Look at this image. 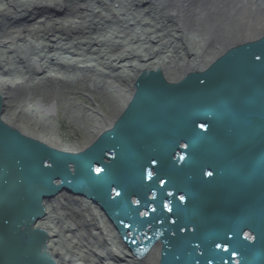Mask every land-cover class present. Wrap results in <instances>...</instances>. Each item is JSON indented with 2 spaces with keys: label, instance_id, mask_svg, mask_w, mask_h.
I'll list each match as a JSON object with an SVG mask.
<instances>
[{
  "label": "water",
  "instance_id": "obj_1",
  "mask_svg": "<svg viewBox=\"0 0 264 264\" xmlns=\"http://www.w3.org/2000/svg\"><path fill=\"white\" fill-rule=\"evenodd\" d=\"M208 2L216 32L189 23L204 32L186 31L190 60L141 68L123 106L81 148L8 123L0 90V264H57L49 232L34 227L47 216L43 200L86 255L101 225L141 264H264V0ZM224 9L235 13V34ZM75 193L92 203L82 208L92 236L74 219Z\"/></svg>",
  "mask_w": 264,
  "mask_h": 264
},
{
  "label": "bare ground",
  "instance_id": "obj_2",
  "mask_svg": "<svg viewBox=\"0 0 264 264\" xmlns=\"http://www.w3.org/2000/svg\"><path fill=\"white\" fill-rule=\"evenodd\" d=\"M126 1H128L127 4H123L122 0H0V90L2 91L5 98L3 118L8 123L19 128L21 131L27 134L34 135L52 145L67 149L81 148L82 146L86 145L87 142H90V139H92L101 128L106 127L108 124L102 122L100 123L99 121V125L97 124L93 126L89 138L86 139L85 143H82L80 140H77L76 142H69L66 139L60 138V136L55 133L54 130L40 132L37 127L39 122L38 120L33 119L32 122H23V116H21L23 113L21 112L22 107L18 102L15 103L16 99L10 89L11 85H19L21 83L23 84L25 81L30 82L28 85V94L26 96L28 98H26L27 101L29 100V110L33 111L37 117L44 119L43 117H45V115L40 109L41 107L36 106V103L34 102L35 100H38L44 107L53 106L55 109L53 114H55L59 108L58 106L62 104L61 95H67L68 99L72 100L73 98L70 97L69 94H75L76 90H80V92L83 93L88 91L91 93V88L84 86L83 81L88 79L91 81L90 84H98V86H101L102 84L107 88V80L101 79L98 75L103 74L107 78H113L116 80V87L121 86V91L122 89L128 90L126 97H124L122 100L123 102L121 103V108L132 92L131 81L133 80V76L145 66H163L166 68L165 65L169 64V60L167 59L170 57V54L168 53L170 51L169 48L166 49V53L147 56L142 55L143 52L141 47L143 45L139 46L136 45V43L134 45H127L120 40L117 43L118 48H116L118 51L115 50L111 51V53H105L103 44L106 43V40L100 39L96 36L94 39L96 41L95 44L97 47L92 48L90 56H85L81 52L82 48L80 46L74 49V46H72V44L69 42L63 43V39L60 38V36L56 38V42L54 41L56 45L53 49H47V43H42L43 47L40 50H36L37 44L30 40V37L27 38V33L32 30H42L45 33L52 31L51 29H55L58 25H60L61 22L66 20L67 16H70L71 19H73V22H77L76 19L84 18L86 15L82 16V14L93 5H96L97 7L100 6L102 9H110L116 15L115 17L120 14L118 18H121V20H124L125 22L131 23L132 20H136L135 17L133 19L130 17L129 13H131V11L135 10L137 6L140 7V4H152V0ZM170 1V12L172 11L174 13L173 15L176 17L177 14L182 16V5H180V0ZM161 18L162 16L159 19ZM5 19H8L10 23H5ZM104 21V16H100L99 21H95V25H103ZM106 21H108V19H106ZM137 22L142 26L147 24V22H145L142 18L137 19ZM159 22L161 24L163 20H158V23ZM78 27L81 31L85 29L84 27ZM144 32L146 35H148L147 37H149V40L157 41L156 46H158V48H160L159 46L162 47V42H159L161 41V35H159L158 38L156 31L152 30L148 26L145 27ZM55 33L58 32L56 31ZM18 34H20V36L18 37L19 41L17 42V40L15 41L14 38H16V35ZM50 35L53 34L50 33ZM56 35L57 34H54L53 36ZM174 35L175 34H173V36ZM25 37L27 39H25ZM143 38H145V36ZM170 38V42H172V36ZM195 39H197V37H195L193 40ZM82 41L83 40H80L78 43H82ZM99 41H102L101 43L103 44H99ZM26 42H30L34 45V47H31L33 50L30 53L31 56H26ZM167 44H169V42L164 44V48H166ZM63 48H67L68 50L64 49L62 51L61 49ZM138 48L141 52L138 50ZM101 52L104 53L99 55L98 53ZM200 53L201 52L197 51L194 53L192 52L193 55H200ZM5 54L8 55L6 56ZM10 54L11 56H9ZM179 56L181 59L185 58L183 55ZM9 57H12L10 59L18 57L19 59L23 60H20V63L17 64L15 68H12L8 64ZM192 58L194 59V56H192ZM191 64H193L191 61L187 62L186 64H182V68H187ZM74 66L76 67L74 69L81 71L86 76L85 79H82L80 74L77 72L73 73L75 75H71L69 73L67 74L66 69L71 68V70H73L72 67ZM90 72L95 74H91ZM88 73H90V75H88ZM68 75L73 76V78H78L75 85L72 82V84L69 85V81L73 80V78ZM45 80L55 83L50 85L51 89L50 87L45 88L44 86L40 85L41 82ZM58 81H62L63 85L58 83ZM53 89L58 90V92L51 91ZM71 89L75 91H70ZM111 91L113 90L109 88V92L116 97V94L118 93L117 90L115 93ZM59 92H61V94ZM29 94L30 97H28ZM91 110L96 111L99 114L100 108L98 106L95 110L94 108ZM74 195L80 198L78 200L82 208L88 212L92 203L88 200L89 198L87 199L85 197L86 194L75 193ZM43 203L46 206L47 216L46 218H39L34 224V227L41 226L49 232V248L53 253V257L56 258L60 253H58L59 250L55 245L53 238H57L62 235V230L65 228V226L61 227V230L59 229L60 227L56 225L54 221L56 218L53 216L52 204H50L49 201L46 202L45 200H43ZM71 213L73 216L75 211L71 210ZM72 225H74V223ZM104 228L107 229L108 225L104 224ZM73 231L74 228L67 226V232L70 234H66V237H68L69 240L74 239V236L76 237V234L74 235ZM97 231L99 232L98 234H102L103 236L99 235L98 241H95L92 238L90 239L91 241H88L87 244L89 247L87 248L89 251L93 252V249H98L97 244L99 243L102 247L108 248V253L116 250L118 255L129 258L125 260L127 261L125 264H141V262L136 259L135 254L126 249L123 245L121 248L115 246L112 236L107 235L110 234L109 230L106 231L107 234L103 232L104 230L101 227H99ZM71 234L72 237H70ZM73 241L74 240H72V243ZM129 252H131V254H129ZM91 255L92 253L86 255L80 250H73L69 260L67 258L63 263L58 259L55 260L57 264H90L92 261L90 257ZM78 256H81L82 259H79ZM97 258H100V256H97ZM101 259H99L101 261L100 264H114L111 261H108L106 257L103 258L104 261ZM80 261H83V263Z\"/></svg>",
  "mask_w": 264,
  "mask_h": 264
},
{
  "label": "rangeland",
  "instance_id": "obj_3",
  "mask_svg": "<svg viewBox=\"0 0 264 264\" xmlns=\"http://www.w3.org/2000/svg\"><path fill=\"white\" fill-rule=\"evenodd\" d=\"M204 5L201 9L195 10L196 7V0H180L181 7V19H182V27L178 25V21L176 20L177 17L173 15L170 12V0H152V4H140V7L137 6V8L133 11H131L130 17L133 19L134 17L136 20H132L131 23L125 22L124 20H121V18L115 17L116 15L114 12H112L110 9H102V7H97L96 5H93L88 8V10L82 14V16L86 15L84 18H78L76 19L77 22H73V19H71L70 16L66 17V20L61 22L60 25H58L55 29H51L52 31L44 32L42 30H32L27 33V38L30 37V40H32L35 44H37L36 50H40L43 47L42 43H47V49L54 48L55 42L57 41L56 38L60 36V38L63 39V43H70L72 46H74V49H76L78 46H80L81 52L85 56H90L92 48H96L97 45L95 44L96 41L94 37H99L100 39L106 40V43L98 42L99 44H103L104 46V52L105 53H111V51H115L116 48H118L117 43L121 40L127 45H143L141 47L143 54L142 55H160L163 53H166V49L169 48V54L170 57L168 58L169 62L174 61V65L177 66V61L181 58H179V55H183L186 60L190 58V53L192 51L191 43L189 42V38L187 37L186 31H195L196 34H204L202 29H198V27H193L189 23H198L202 24L207 28L208 31L216 32L214 29V17L219 14L218 7L216 6L213 11L209 8L210 2L209 0H201ZM123 4H127L128 1L122 0ZM208 2V3H207ZM212 5V4H211ZM117 7V6H116ZM113 7V8H116ZM213 11V12H212ZM101 12V13H100ZM222 12H226L228 14V17L230 18V26L233 30V33L235 34L237 28L239 27L238 22L236 21L235 13L231 10L224 9ZM225 17V13H222ZM66 16V15H64ZM62 16V17H64ZM81 16V17H82ZM104 16L105 21L104 24H99L98 26L95 25V21H99V17ZM162 16L161 19H159ZM176 17V18H175ZM144 19L147 24L145 26L140 25V23L137 22V19ZM108 19V21H106ZM158 20H163V22L160 24L158 23ZM5 23H10L8 19L4 20ZM133 23V24H132ZM84 27L83 31L79 29V27ZM148 26L152 30L156 31V34L161 35V41L162 47L156 46L157 41L149 40L148 35L144 32L145 27ZM199 30V31H198ZM58 33H55V32ZM198 32V33H197ZM51 34H57L56 36L50 35ZM173 34H175L173 36ZM20 34L16 35L15 41H19ZM42 36V37H39ZM93 36V37H92ZM121 36V37H120ZM145 36V38H143ZM173 41H171V37ZM182 37V39H181ZM25 37V39H27ZM56 40V41H55ZM60 40V39H59ZM83 40L82 43H78V41ZM55 41V42H54ZM166 42H169L167 44L166 48H164V44ZM27 45V53L26 56H31L30 53L33 51L31 47H34V45L30 42H26ZM100 46V45H99ZM98 46V47H99ZM137 46V47H139ZM153 46V47H152ZM158 48V49H157ZM209 48V47H207ZM68 50L67 48L61 49ZM107 50V51H106ZM139 50V48H138ZM110 51V52H109ZM118 51V50H116ZM140 51V50H139ZM1 52V51H0ZM104 52L98 53L99 55L103 54ZM141 52V51H140ZM12 54V53H11ZM11 54L9 56H11ZM6 56L8 54H5ZM12 57L8 58V64L10 67L15 68L17 64H19L20 60L18 57L14 59H10ZM71 68L66 69L67 74L75 75L73 73L77 72L80 74V77L82 79H85V75L77 70L75 66ZM1 71V70H0ZM91 74H95L90 72ZM88 73V75H90ZM101 79L107 80V88L104 87L101 83V86H98V84H93V86H90V80H85L84 86H87L91 88V93L88 92H80V90H76L75 94H69L70 97L73 99H68L67 95H61L62 104H60L58 107V110L55 114H47L43 109V114L45 117L44 119H41L35 115L33 111L29 110L28 102L27 101V94H28V85L30 82L23 81L24 83L19 85H11V91L16 99L15 103H19L22 107L21 116H23V122H32L33 119L38 120V129L40 132H46L54 130L55 133H57L60 138L66 139L69 142H76L77 140H80L82 143H85L86 139L89 138V135L92 131V128L94 125H97L98 122L100 123H108L110 121V118L118 111V109L121 106V103L123 102V98L126 97L128 90L122 89L121 86L116 87L117 82L113 78H107L103 74H98ZM70 76V75H68ZM73 78V76H70ZM78 78H73V80L69 81V85L74 83L76 84V80ZM127 80V79H126ZM125 80V81H126ZM72 82V83H71ZM61 85H63L62 81H58ZM55 83H51L49 80H45L41 82L40 85L44 86L45 88L51 89L50 85H53ZM73 85V86H74ZM111 85V86H110ZM27 87V88H26ZM109 88L112 89L113 93L117 90L116 97L115 95H112V93L109 92ZM49 89V90H50ZM53 92L58 90H51ZM75 91V90H70ZM61 94V92H59ZM57 93V94H59ZM114 96V97H113ZM27 98V99H26ZM36 102V100L34 101ZM99 106V114L96 111H92L91 109L94 108V110ZM34 120V121H36ZM99 125V124H98ZM63 200H65L63 198ZM51 204V203H50ZM58 204L55 203L54 206ZM73 206L78 207L80 214V220H78V216H76L74 219L79 222V224L83 225L84 230L89 236H92V230L94 225H92L90 222H87L85 218V214L83 213L84 210H82V206L80 202L76 199L72 201ZM91 225H90V224ZM61 230V227H63L62 224L56 223ZM101 225H99L100 227ZM98 227V226H97ZM97 227H95L97 229ZM111 230V229H110ZM95 231V230H94ZM99 233L98 231H96ZM106 233V231H105ZM66 234H70L67 232V226L63 228L62 235H60L57 238H53L55 245L58 248V253H60L56 259L60 260L62 263L66 261V259L71 257V254L73 250H77L78 243L72 240H69L68 237H66ZM107 234V233H106ZM72 235V234H71ZM96 235V234H94ZM112 236V240L115 243V246L118 248L122 247V244L118 241L117 236L115 235V232L111 230L110 234H107ZM71 237V236H70ZM75 239V238H74ZM110 240V239H109ZM98 249H95L90 256L92 261L90 264H100V260L102 258V255L99 251V248L102 247L101 244H97ZM131 254V252H129ZM97 256H100V258H97ZM79 259H82L81 256H78ZM112 263L114 264H125L127 261V257H123L121 255L116 256H110L109 257ZM67 260V261H68ZM104 261V259H101ZM83 263V261H80Z\"/></svg>",
  "mask_w": 264,
  "mask_h": 264
}]
</instances>
